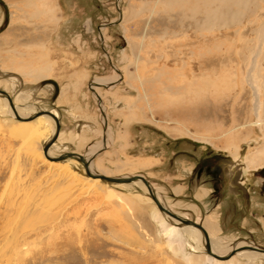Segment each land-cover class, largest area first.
Returning <instances> with one entry per match:
<instances>
[{
    "label": "rangeland",
    "instance_id": "1",
    "mask_svg": "<svg viewBox=\"0 0 264 264\" xmlns=\"http://www.w3.org/2000/svg\"><path fill=\"white\" fill-rule=\"evenodd\" d=\"M22 1L0 0V91L22 109L56 112L60 131L51 156L76 152L87 159L99 145L92 166L116 178L146 176L172 212L197 223L202 211L171 198L168 186L179 181L168 176L179 171L178 159L187 171L194 166L179 151L218 159L223 188L238 189L231 198L249 196L252 204L238 211L247 219L244 230L219 223L223 232L211 237L232 248L241 238L264 247V170L228 163L264 149V0H240L242 10L216 1L212 9L222 18L242 15L213 26L204 24L201 2L191 12L168 8L172 0H44L52 17L30 19L16 13ZM14 57L34 59L33 68L50 66L34 79L21 75ZM4 106L0 101V264H217L181 229H169L137 185L96 182L76 159L47 160L46 118L20 122ZM84 114L92 124L78 123ZM39 123L44 132L37 138L13 133ZM191 136L208 141L195 146ZM141 161L150 165L139 168ZM123 163L133 166L115 170ZM199 188L192 185L190 193L211 191ZM210 205L208 197L206 215L217 219Z\"/></svg>",
    "mask_w": 264,
    "mask_h": 264
},
{
    "label": "bare ground",
    "instance_id": "2",
    "mask_svg": "<svg viewBox=\"0 0 264 264\" xmlns=\"http://www.w3.org/2000/svg\"><path fill=\"white\" fill-rule=\"evenodd\" d=\"M218 2V3H222V2H225V0H172L171 2L168 3V8H175V7H187L189 6V8H191V12H193L197 6H198V3L201 2V6L202 8L204 9V14H205V18L206 20L204 21V24L208 25V26H213V23L214 22H219V21H227V20H232V19H239L240 20V16L242 15V12L240 11V14L239 12H237V15L238 16H228L229 18L228 19H224L222 18V12H220L221 10L217 11L216 8H213L212 7L214 6V3L215 2ZM228 2V3H227ZM227 5H230V7H234V6H241L240 4V0H227L226 1ZM243 3L244 0H243ZM50 3H48L47 1H44V0H24L21 2V4L19 5H15V10L16 13L18 14L19 12H25L28 14V17L30 19H41L42 17H45L46 19H50V17H52V12L54 11L53 7L50 8ZM222 5V4H221ZM47 6V7H46ZM146 6V5H145ZM167 7V6H166ZM225 7V6H224ZM220 8V7H219ZM225 9V8H224ZM238 9V7H237ZM229 10V9H228ZM241 10H242V6H241ZM51 14V15H50ZM225 16V15H224ZM43 55V54H42ZM44 56V55H43ZM20 57V56H19ZM37 58V57H35ZM41 58V57H40ZM33 59V58H32ZM42 59V58H41ZM34 60V59H33ZM31 60L29 62L27 61H23V62H20L17 61L15 59V57L13 59L10 60L11 64L13 65H19V68L20 69V73L21 75H26L28 77H31V78H34V79H39V78H43L45 77V73L47 72L48 70V67L50 66H45V63L43 64V66L41 67H38V68H33L32 67V64L34 63V61ZM46 62V61H45ZM42 63V62H41ZM35 64V63H34ZM33 64V65H34ZM15 68V67H14ZM51 68V67H50ZM10 70V69H9ZM51 72V70H50ZM49 72V73H50ZM20 75V76H21ZM159 75V74H158ZM48 76V75H47ZM48 78V77H47ZM46 79V78H45ZM30 80V79H29ZM28 80V81H29ZM40 80V79H39ZM42 80V79H41ZM101 83V82H100ZM98 81L94 83V85H99L100 84ZM108 84V83H107ZM98 97V96H97ZM99 99L101 100V98L99 97ZM0 101L2 103H4V107L6 109H10L9 107V104H8V101L6 99H1L0 98ZM13 101V100H12ZM14 103V102H13ZM3 107V108H4ZM8 109V110H9ZM15 109H16V112L17 114L21 117V118H25L27 116H30L32 115L33 113H35V110L33 108H31V106H26L25 108H20V107H17L15 105ZM5 110V109H4ZM46 110V109H45ZM10 112V115L13 116L12 114V111L11 109L9 110ZM41 111V110H40ZM54 116L57 117V114L55 111H50ZM40 117H44L46 118V122H47V127L46 129H48L49 127V136L50 138L48 139V141L53 137V133L55 131V123H54V120L51 118V117H48L46 115L44 116H40ZM39 117V118H40ZM38 118V117H37ZM36 119V118H35ZM59 119V117H58ZM40 120V119H39ZM32 121V120H31ZM41 123H42V120H41ZM259 124H262L264 126V118L263 117H260L259 118ZM43 124H34V125H25V126H22L21 128L15 130L13 133L18 136V137H27L29 140L31 139H34V138H37V136L39 137V135H42V133L44 132V130H42L40 127H42ZM264 128V127H263ZM60 131V129H59ZM46 133V132H45ZM48 133V132H47ZM181 135H183L182 132H180ZM58 138H59V132H58ZM105 139V138H104ZM191 139L192 141L194 142H199V143H204V141H208L206 138H203V137H193L191 136ZM25 140V139H24ZM58 140V139H57ZM56 140V141H57ZM47 141V142H48ZM55 141V142H56ZM107 140H104L103 141V145L102 146H106V142ZM55 142L52 144V146L55 144ZM193 142V143H194ZM51 146V147H52ZM101 146V147H102ZM50 147V148H51ZM49 148V149H50ZM99 145H96V146H93L91 148H89V152L87 153L88 154V157L87 159H85L86 161H88L89 159H91V156H94L95 152L99 151ZM48 149V151H49ZM102 149V148H101ZM100 149V150H101ZM51 150V149H50ZM236 150V149H235ZM234 150V151H235ZM50 154V155H49ZM49 154L47 152V155H49L50 157H52L54 159L53 163L56 164V165H60V164H57V163H61L63 164L64 161L68 162L69 160H74V159H68V158H64L63 155L61 156H58V157H54V156H51V153L49 151ZM233 154V153H232ZM233 156V155H232ZM244 165L245 167L248 169V170H255V169H259L261 167H264V149H261V148H256L255 149V152L254 153H250L248 155H246L244 157ZM65 162V163H66ZM138 164V163H137ZM230 164V163H229ZM90 166H88V169L91 173L93 174H97V175H106V176H109V177H114V176H111L109 175L107 172H105L104 169L101 170V168L99 166H92L91 165V162L89 164ZM150 165V164H149ZM147 163L145 164V162H140L137 166L140 168H143V167H147L149 166ZM133 165H130V164H127V163H123L121 165H117V167H115V170L117 171H121V169H125V168H131ZM94 167V168H93ZM133 169V168H132ZM131 169V170H132ZM114 172V171H113ZM123 177V176H122ZM122 177H118V178H122ZM126 177V176H124ZM94 181H98L99 179H93ZM112 186H115V187H122L121 184H111ZM124 185H133L137 190L138 192H140L141 195L147 197L148 199L151 200V198L149 197V193L147 191V189L145 188V186L143 185V183L141 182H134L132 184H124ZM137 185V186H136ZM139 188V189H138ZM135 189V190H136ZM151 189L152 191L155 193V195L158 197L159 201H161V203L167 207L169 209V207L166 205V201L162 199V196L160 195L159 196V192L158 191H155V189L152 187L151 185ZM207 194V191H203V194L202 195H198L197 197V200H201L202 197L206 196ZM153 202V201H152ZM155 205V204H154ZM170 210V209H169ZM172 211V210H171ZM160 213V212H159ZM173 213L177 214L179 217L181 216L182 218H185V219H188L187 216H185L184 214H179V213H176V211H173ZM160 218L162 219L163 222L167 223V227L169 229H181V231L183 232V235L187 237V241L189 243H193L194 242V247L199 251V252H202V253H205V248L203 250V247L202 245L204 244V240H203V235L201 233V231L195 229V228H192V227H189V226H182L181 223H178L172 219H170L168 216L160 213ZM190 220V219H189ZM192 221V220H191ZM195 222V221H194ZM214 222L216 223V219H212V217H207L204 219V224H205V228L208 235L209 236V240H210V247H212V250L213 252L216 254V255H227L230 251L234 250V249H238L239 247L241 246H255V245H242L239 244L238 245H233V248L226 245L225 242H222V241H218V240H215V238L213 239V237H211V232L212 234H216L218 233L217 229L215 230L214 228ZM197 223V222H196ZM199 224V223H198ZM203 226V225H202ZM176 227V228H175ZM238 259V258H242V260L245 262V264H255L258 260H263L264 261V254H261V253H256V252H253V251H250V250H242V251H239L236 255L230 257L228 260H215V263L217 262V264H220L222 261L223 262H227V263H231L233 259ZM198 260V259H197ZM235 261V260H234Z\"/></svg>",
    "mask_w": 264,
    "mask_h": 264
},
{
    "label": "flooded vegetation",
    "instance_id": "3",
    "mask_svg": "<svg viewBox=\"0 0 264 264\" xmlns=\"http://www.w3.org/2000/svg\"><path fill=\"white\" fill-rule=\"evenodd\" d=\"M180 152L182 153L181 155H184V157H186V158H188V159H190V160L195 162V165H194V167L192 169V172L189 174L188 178L185 179L187 187H189V186L191 187L192 184H194V185H196L197 188L199 186H205L209 190H211L209 193L207 192L208 193V197H210V202H211L210 209H211V211L216 210V209H220L222 204H223V202L226 201V200L231 201L232 208L234 210H236V212L242 210V213H245L244 210L246 209V207L248 208V206L249 207L251 206V198L249 196H242V195L239 194V198L234 197L236 199L235 200V199L231 198V195L235 196L237 194V192H239V190L238 189H233L232 187H230L229 189L228 188H226V189L223 188L222 180H223L224 173H222V170H220V168L218 166L216 167L215 166L216 163H214V162H216V160L218 161V159H210V158L208 159L206 157H202L200 154L198 156H196L194 153H190V152H187V151H180ZM236 161L237 160H233V161L228 162V163H230L229 164L230 166H234V167L242 166L244 168V170H247L248 172H255V171H260L261 170V173H263L262 170H264L263 169L264 167H261L259 169H255V170H248L245 167L244 162H242V163L237 165ZM238 170H239V173H238V175L236 177L237 183L242 185L241 183H242L244 178L241 177V170L240 169H238ZM260 188H261V191L264 193V182L260 186ZM243 190H245V189H243ZM224 192H226V194L229 195L230 197L229 196L224 197L222 195V193H224ZM222 196H223V198H222ZM184 200L186 202H189V203L190 202L194 203V202L198 201L196 198L194 199V197L191 196V194L184 196ZM259 206L262 207L261 203H260ZM193 207H194V205L191 206V208L188 209V211H192L193 210L195 212L196 209L194 210ZM201 211H202V214H201L202 218H207L208 215H206V214L208 213V211L205 210V209H203ZM239 218H240L239 221L233 222V223H229V225H226V217L222 216V222L220 221V223L222 224L223 229L224 228L227 229L228 226L229 227H231V226L236 227V225H237V227L239 229L244 230V227L241 226V224H242L241 221L243 219H246V216L242 217V216L239 215ZM200 222L202 223L203 227H205L204 220H201ZM216 222H217V219H216ZM257 222L259 223L260 221L258 220ZM214 228H215V230L217 229L218 232L220 231V229L223 232V229L220 227V225H219V228H216V223L215 222H214ZM262 230H264V229H262ZM216 234H218V233H216ZM239 242L242 245H251V244L255 245L252 241H250L247 238L239 239L238 241H236V243H237L236 245H238ZM228 246H229V244H228Z\"/></svg>",
    "mask_w": 264,
    "mask_h": 264
},
{
    "label": "water",
    "instance_id": "4",
    "mask_svg": "<svg viewBox=\"0 0 264 264\" xmlns=\"http://www.w3.org/2000/svg\"><path fill=\"white\" fill-rule=\"evenodd\" d=\"M0 98L1 99H6L8 101L9 107L12 111L13 117L20 121V122H25V121H31L34 120L37 117L40 116H48L51 117L54 120L55 123V131L53 133V137L44 144V146L42 147V154L44 155V157L53 162L54 159L52 157H50L49 155H47L48 149L52 146V144L58 139V132L60 129V121L58 119V117L54 116L50 111L48 110H44V111H38L36 113H33L30 116H27L25 118H21L15 109V105L12 101V99L9 97V95L7 94V92L4 91H0ZM195 146H198V143L194 144ZM64 158H68V159H76L79 164L82 166V168L85 171V174L88 175V177L92 178V179H99L100 181H104L107 182L109 184H132L134 182H142L143 185L145 186V188L147 189L148 193H149V197L151 198V200L153 201V203L155 204L157 210H159L160 213L168 216L170 219L181 223L182 226H189L192 228L197 229L198 231L200 230L202 235H203V240H204V244L203 247L205 248V253L216 259V260H228L230 257L236 255L239 251L242 250H250L253 252H258L261 254H264V247L262 246H241L238 249H234L232 251H230L227 255H216L213 250L212 247H210V240H209V235L206 231L205 228H203L202 223H196L194 221H191L189 219H185L182 218L181 216L179 217L177 214L173 213L171 210H169L167 207H165L161 201H159L158 197L155 195V193L152 191L151 189V184L150 182L143 176V175H136V176H128V177H122V178H116V177H109L106 175H97V174H93L89 171L88 166L91 162V159H89L88 161H86L81 155L77 154L76 152H72V153H64L63 154Z\"/></svg>",
    "mask_w": 264,
    "mask_h": 264
},
{
    "label": "crops",
    "instance_id": "5",
    "mask_svg": "<svg viewBox=\"0 0 264 264\" xmlns=\"http://www.w3.org/2000/svg\"><path fill=\"white\" fill-rule=\"evenodd\" d=\"M84 117L85 118H82V120L79 119V122H78L79 124H82L83 121H86L87 124H92L93 123L94 118L92 116H89L88 114H84ZM180 154H182V153L180 152ZM181 156H183V158H184V155H181ZM173 159L174 158H171V160H170L171 163H170V165H168V167L171 168V170H173L176 167V163H177V165H178L177 168L179 167L178 168L179 171H176V172L172 171V174H169V176H168V180L169 179L170 180L171 179L172 180L173 179L174 180L177 179L179 181V183L177 184V186H174V187L168 186V190L167 191H169V195L171 196V198H174L175 200H179L180 199L181 202H186L184 200V196L189 195V194H191V196H193L194 199L195 198L197 199L198 195H202L203 193L201 191L198 192V194H196V195L193 194V193H190V191H191L190 190V186L187 187V184L185 182V179L188 178V176L192 172V169H193L194 166L192 167L191 172H190V171H187V170L183 169L184 166L181 167L182 159H178V162H176V163H175V161ZM193 163L195 165V162H193ZM157 172H159V170ZM160 172H162V169L160 170ZM177 173H178V175H180L179 178H177L175 176ZM144 177L146 178V176H144ZM192 185H194V184H192ZM201 187H204L206 190H209L205 186H201ZM207 198H208V195L204 199H202V200L196 201L194 203L193 202H190V203L188 202V203L190 205H194V208L197 209V210H203V209H205V201L207 200ZM251 204H252V201H251ZM253 205L257 206L258 208L260 207L259 206L260 203H258L257 200L256 201H253ZM177 207L180 208L178 205H177ZM248 208H250V207L248 206ZM212 213L217 214V224H218V228H219V223H220V221L222 219V216H225L226 217V225H229V223L237 222L240 219L239 218V215H238V212H236V210H234L232 208L231 201H229V200L224 201L223 204H222V206H221V208L220 209L213 210ZM244 221L247 223V219H243L241 221V223H243ZM228 227H227V229H228Z\"/></svg>",
    "mask_w": 264,
    "mask_h": 264
}]
</instances>
